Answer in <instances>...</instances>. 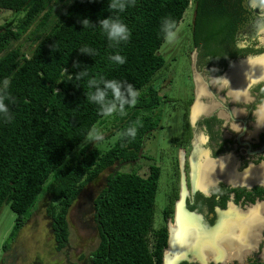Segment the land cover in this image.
Masks as SVG:
<instances>
[{
  "label": "trees",
  "instance_id": "1",
  "mask_svg": "<svg viewBox=\"0 0 264 264\" xmlns=\"http://www.w3.org/2000/svg\"><path fill=\"white\" fill-rule=\"evenodd\" d=\"M126 2V10L119 12L108 9V0H0L1 11L21 16L0 24V93L9 109L8 118L0 114V210L7 203L17 216L11 239L28 224L40 199L49 196L46 211L61 250L69 239L70 210L85 188L115 165L143 155L156 126L150 114L159 105L152 83L166 63L160 53L167 41L161 25L170 19L176 32L191 0ZM195 2L197 15H230L224 0ZM109 11L131 33L119 46H112L98 26L84 29L79 22L97 23ZM209 27L212 33L213 23ZM26 36L31 51L18 45ZM85 46L95 55L81 54L78 49ZM117 53L124 64L110 60ZM84 69L86 75L77 80ZM100 78L125 88L131 84L138 92L136 104L126 105L124 115H103L87 100L94 90L89 81ZM99 126L115 130L116 141L81 149ZM130 127L136 129L134 137L126 135ZM161 175L160 168L150 166L143 173L108 176L94 200L100 241L92 264H161L167 238L155 230Z\"/></svg>",
  "mask_w": 264,
  "mask_h": 264
},
{
  "label": "flooded vegetation",
  "instance_id": "2",
  "mask_svg": "<svg viewBox=\"0 0 264 264\" xmlns=\"http://www.w3.org/2000/svg\"><path fill=\"white\" fill-rule=\"evenodd\" d=\"M224 1L230 15L194 0L152 83L150 140L168 144L139 160L162 171L161 264H264V0Z\"/></svg>",
  "mask_w": 264,
  "mask_h": 264
},
{
  "label": "rangeland",
  "instance_id": "3",
  "mask_svg": "<svg viewBox=\"0 0 264 264\" xmlns=\"http://www.w3.org/2000/svg\"><path fill=\"white\" fill-rule=\"evenodd\" d=\"M194 0L187 10L183 21L179 25L172 40L166 41L161 50L164 53L169 43L176 44L184 42L183 30L190 15H194ZM21 16L13 14L11 11L0 10V24L10 20L16 21ZM26 36L18 45H22L25 51H31L32 41ZM110 121V119H109ZM111 125L109 124V127ZM116 131H107L103 126L97 127L95 135H101L103 139L96 142V146L109 147L113 144L117 136ZM167 142L148 139L143 149L144 155H158L162 149L167 147ZM94 147L95 145L92 144ZM138 160L129 164H117L107 170L95 182L89 184L81 193L78 201L70 210L69 239L64 248L58 250L57 242L52 229V221L47 215L46 208L49 206V196L40 199L28 224L20 230L17 237L11 239L17 216L12 212L10 205L5 203L0 210V264H92V252L97 248L100 238L97 223L95 220L94 200L98 194L106 187L108 176L117 172L143 173L150 163ZM160 203V196L157 198ZM157 203V204H158ZM158 215V212H157ZM156 215V221H157Z\"/></svg>",
  "mask_w": 264,
  "mask_h": 264
},
{
  "label": "clouds",
  "instance_id": "4",
  "mask_svg": "<svg viewBox=\"0 0 264 264\" xmlns=\"http://www.w3.org/2000/svg\"><path fill=\"white\" fill-rule=\"evenodd\" d=\"M74 2V0H69V3ZM90 2H95V0H90ZM109 10L123 12L128 6L126 0H108ZM107 18H99L97 23H93L91 19H81L79 22L83 25L84 29L89 25L98 26L102 29L103 34L106 36L107 40L112 46H119L121 43L127 42L130 38V30L128 26L123 23L118 17L114 18L111 15ZM176 27L175 22L170 19H165L161 25V31L164 34V38L170 41L174 38L175 32L173 31ZM54 51L56 47L54 46ZM81 54H87L90 57L95 55V50L89 46L82 47L78 49ZM110 60L118 64H124L126 62L125 58L119 53L112 55ZM76 67H79L77 64ZM86 75V69L75 75L77 80L81 79ZM72 76V75H70ZM8 81L4 82L5 89L7 88ZM89 87L94 90L87 94V100L99 106L100 111L103 115L109 116L113 113H119L120 115L125 114V106H134L136 104V97L138 92L134 90L131 84L125 86L117 80H106L100 78L99 80L93 79L89 81ZM109 93H111V99H109ZM5 96L0 93V114L5 118H8V106L5 104ZM136 134V129L130 127L127 130L126 135L134 137ZM103 137L101 135H89L83 140L81 144V149H83L88 144H93L96 146V142L101 141Z\"/></svg>",
  "mask_w": 264,
  "mask_h": 264
},
{
  "label": "bare ground",
  "instance_id": "5",
  "mask_svg": "<svg viewBox=\"0 0 264 264\" xmlns=\"http://www.w3.org/2000/svg\"><path fill=\"white\" fill-rule=\"evenodd\" d=\"M253 70V69H252ZM247 75V74H246ZM237 84H239V83H237Z\"/></svg>",
  "mask_w": 264,
  "mask_h": 264
}]
</instances>
